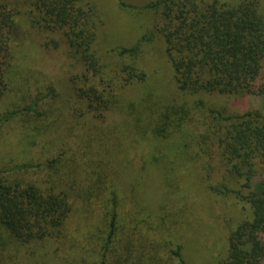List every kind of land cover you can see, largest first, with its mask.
I'll return each mask as SVG.
<instances>
[{
	"label": "trees",
	"instance_id": "1",
	"mask_svg": "<svg viewBox=\"0 0 264 264\" xmlns=\"http://www.w3.org/2000/svg\"><path fill=\"white\" fill-rule=\"evenodd\" d=\"M144 8L158 15L154 30L163 40L177 89L183 96L197 99L160 105L149 89L129 95L131 88L148 82V74L139 64L144 56L142 45L152 35L143 34L130 47H111L105 32L112 24L107 25L96 0L0 3V100L12 90L11 42L20 12L32 29L59 35L45 46L62 43L71 64L83 67L82 84L73 83L77 98L94 117L105 123L113 121L110 135L96 134L95 147L84 141L80 163L71 158L75 152L62 149L57 154L47 150L46 154H52L37 162H7L0 169V228L12 245L24 248L23 254L45 257L43 264L85 263L87 239L99 256L95 264H154L158 243L156 246L145 226L150 231L158 228V233L177 226L174 212L180 208V198L171 199L173 180H164L167 192L154 208L144 197L132 195L130 203L135 209L126 219L118 211L119 187L129 156L149 130L157 140L190 137L177 151L171 149L172 157L186 158L191 147V161L201 162L202 156L216 158L226 178L239 184L238 189L222 187V194H234L246 210L236 224L227 221V244L219 264H262L264 179L257 184L254 178L256 165L264 173V114L257 110L225 114L203 96H264V87L256 84L264 65V13L256 0H153ZM106 58L116 60L113 68ZM54 94L48 88L26 107L8 109L0 122L22 113L43 120L47 109L41 105ZM197 113L203 114L202 119ZM199 119L204 128L200 132L189 126L195 122L196 128ZM10 145L9 139L2 140L0 150ZM65 172H71L73 178L67 187H59L56 183ZM122 219L130 228L118 234ZM36 244L41 246L33 249ZM113 244L120 246L109 259ZM3 245L7 250L9 244ZM170 254L176 264H185L180 247ZM9 258H16L13 264L18 262L16 252Z\"/></svg>",
	"mask_w": 264,
	"mask_h": 264
},
{
	"label": "rangeland",
	"instance_id": "2",
	"mask_svg": "<svg viewBox=\"0 0 264 264\" xmlns=\"http://www.w3.org/2000/svg\"><path fill=\"white\" fill-rule=\"evenodd\" d=\"M96 1L107 18V25L112 24L111 28L108 26L105 32L111 47L115 45L130 47L140 40L143 34L152 35L151 41L142 45L144 56L139 64L147 72L148 82L131 88L129 95L134 96L141 90L149 89L160 105L197 99L183 96L173 80V72L166 58L163 40L154 30L157 28L155 24L159 21L158 15L144 8L153 0ZM256 1L259 9L264 13V0ZM0 3L14 6L18 5V0H0ZM120 3L123 4L122 7ZM19 13L16 15L15 40L11 42L12 73L14 74L10 84L12 90L0 100V116L8 109L26 107L35 102L50 87L55 90V94L50 99L44 100L41 105L47 109L46 118L43 120L22 113L10 120L0 122V143L2 140L9 139L11 144L9 149L0 150V169L6 168V163H10L9 161H11L10 164L41 161L43 157L52 154H46L47 150L54 154L61 149L68 154L73 151L75 154L71 158L76 163H80L83 161L81 151H84V141L95 147L96 134L103 131V134L110 135L113 121L105 123L100 118L94 117L85 107V103L77 98L74 87L76 84H82L83 67L71 64L62 43L57 47H54L51 42L45 46L47 40H56L59 35L32 29ZM106 61L112 68L116 62L113 58H106ZM149 83L150 86H148ZM256 84L257 87H264V65ZM203 99L214 108L225 110V114L242 113L248 110H257L264 114V96L262 95L242 97L205 95ZM36 108L39 111V105ZM202 116L203 114H196V117L201 119ZM201 119L199 123H196V128L195 122L189 126H192L195 131H203ZM150 135L149 130L146 131L143 139L135 144L129 156L125 177L121 180L119 187L121 203L118 211L126 219L135 209V204L130 203L132 195L136 199L144 197V200H148V205L154 208L167 192L164 180L167 177L170 178L171 181L173 180V192H171L173 198L171 199L180 198V208H176L174 212L178 217L177 226L173 230L166 229L163 233H158V228L150 231L145 226V230L155 237L156 246L158 243L157 248L155 246L157 261L154 264H176L174 256L170 254V251L176 247H180L185 264H219L227 244V221L228 223L234 221L236 224L240 218L242 219L241 214L246 210V205L238 202L234 194H222L221 191L223 185L238 189L239 184L226 178L216 158L209 160L202 156L201 162L191 161L189 159L193 154L191 147L190 154H187L186 158L172 157L174 154L170 153L171 149L177 151L178 147L187 142L190 137L184 138L183 141L175 137L157 140ZM47 143L50 145L45 147ZM76 163L70 164L75 166ZM256 169L257 175L254 182L258 184L264 179V173L261 165H256ZM159 175L161 180L157 182ZM60 178L62 183L60 181L56 184L65 188L73 175L71 172H65ZM129 228L130 226L127 223L125 225L122 219L117 233L124 230L128 232ZM87 241L86 247L89 251L84 253L86 261L82 264H95L99 256L90 249L92 246L89 244V239ZM123 241L127 243V240ZM4 242L9 244L7 250L1 248ZM12 244L14 242H9L6 232L0 228V264H13L16 258L11 260L9 257L15 252L18 257L16 264H33L34 262L43 264L45 257H30L23 254L24 248H17ZM39 245L36 244L32 248L37 249ZM119 246L113 244L109 259H112L113 253Z\"/></svg>",
	"mask_w": 264,
	"mask_h": 264
}]
</instances>
